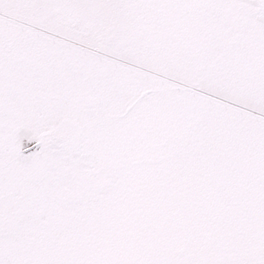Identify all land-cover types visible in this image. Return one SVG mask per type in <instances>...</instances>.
I'll list each match as a JSON object with an SVG mask.
<instances>
[{
	"label": "snow or ice",
	"instance_id": "obj_1",
	"mask_svg": "<svg viewBox=\"0 0 264 264\" xmlns=\"http://www.w3.org/2000/svg\"><path fill=\"white\" fill-rule=\"evenodd\" d=\"M0 264H264V0H0Z\"/></svg>",
	"mask_w": 264,
	"mask_h": 264
}]
</instances>
